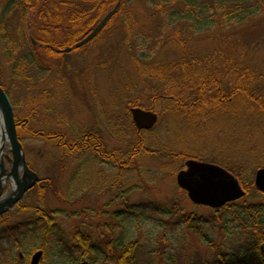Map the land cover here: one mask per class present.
Wrapping results in <instances>:
<instances>
[{"label": "rangeland", "instance_id": "obj_1", "mask_svg": "<svg viewBox=\"0 0 264 264\" xmlns=\"http://www.w3.org/2000/svg\"><path fill=\"white\" fill-rule=\"evenodd\" d=\"M126 8L94 42L50 55L37 40L41 23L37 14L25 10L24 17L18 0H0V84L16 119L27 118L31 131L60 132L70 141L96 132L104 150L120 153L125 162L140 139L147 150L120 171L119 181V170L103 164L92 151L65 155L53 142L19 133L27 161L41 178L21 204L56 213L62 229L50 238L40 264L64 260L58 238L70 244L77 226H88L94 243L100 245L98 227L106 223L119 239L140 241L137 264H194L210 259L212 249L201 236L173 224L178 218L168 219L159 212L161 207L171 210L176 201L184 212L209 214L180 189L177 174L186 169L187 160L194 159L230 169L240 182L254 184L256 172L264 168V111L247 101L246 93L219 107L206 98L217 93L212 91L204 97L208 105L182 115L169 109V100L159 98L166 93L163 82L154 76L162 69L171 78L180 77L183 71L174 70L175 63L185 58L194 66L190 73L187 68V74L198 71L207 80L218 78L225 95L238 85L264 104V13L239 27L191 36L185 26L160 30L151 0H134ZM33 54L38 56L26 59ZM177 94L189 105L197 90L182 86ZM135 107L157 112L153 130L138 133L130 113ZM7 151L5 145L3 153ZM125 206L139 211V218L130 224L113 215ZM23 218L34 219L31 211ZM19 222L11 219L4 226ZM23 230L16 231L15 238L11 234L0 239V264H30L43 237L28 233V227ZM207 232L217 244L228 240L220 231L207 228ZM90 257L94 264H113L93 252L87 259L90 264Z\"/></svg>", "mask_w": 264, "mask_h": 264}, {"label": "trees", "instance_id": "obj_2", "mask_svg": "<svg viewBox=\"0 0 264 264\" xmlns=\"http://www.w3.org/2000/svg\"><path fill=\"white\" fill-rule=\"evenodd\" d=\"M21 7L24 8L23 16L31 11L37 14L40 20V32L37 37L39 43L43 46L48 54H62V50L71 47L77 50L76 44L84 39L100 22V20L114 8L120 1L121 5L116 14L109 20L103 31L99 33L90 43L98 39L99 35L107 30L113 20L117 18L126 6L134 0H18ZM153 2V20H160L159 29L168 30L170 27L185 26L189 35L203 33L204 31H214L215 29H229L239 27L264 13V0H151ZM128 14L125 18L128 20ZM126 21V20H125ZM127 22V21H126ZM125 22V23H126ZM33 23L29 24V28ZM55 35L65 36L63 41H57ZM167 36V35H166ZM179 46L183 45L181 42ZM84 47V46H83ZM82 48V47H81ZM38 56H27L30 60ZM148 58V54H144ZM197 64V61H194ZM193 62V63H194ZM192 63V62H191ZM192 63V64H193ZM175 69L181 68L183 75L171 78L167 71L158 69L154 75L158 80L163 82V89L166 94L159 96L161 99L169 100V109L174 113L191 114L201 109L203 105L209 102H216L217 106H224L232 102L231 100L239 94H247V101L253 102L256 106L264 111V104L261 99L253 94H249L246 89L236 85L234 90L225 95L221 81L218 78L207 80L196 71L193 75L187 74V68L192 69L190 63L185 58L175 63ZM191 65V66H190ZM190 76V78H189ZM182 86H189L197 90L196 99L187 105L185 98L178 95ZM216 94L207 96L210 101H205L207 94ZM212 92V93H211ZM245 99V98H243ZM152 111V109H150ZM18 133L27 132L29 135L43 138L48 142L55 143L62 148L65 155H71L75 152L84 153L88 146L97 145L104 147L100 135L96 132H86L79 136L76 141H70L67 136L60 132H34L29 129V120L27 118L16 119ZM141 134V133H139ZM72 148V149H71ZM146 150L145 143L140 139L131 149L130 156L126 165L129 166L131 160L139 156ZM147 151V150H146ZM230 172H233L229 169ZM246 190V195L241 200L231 202L219 209H211L204 206L196 205L198 209L207 208L209 214L198 215L197 212H184L180 203L173 201V208L166 210L160 209L161 214L170 218H178L177 223L184 226L189 232H194L201 236L210 249L212 257L207 260H199L194 264H264V194L256 189L254 184L241 182ZM42 192L40 191V195ZM41 197H43L41 195ZM28 211L32 212V218H23ZM54 214V215H53ZM56 213L49 212L46 207L29 206L24 207L19 204L15 211H11L2 217L0 225L5 224L7 219H16L20 221L14 226L12 237L17 234L16 231L28 227V233H35L38 237H43V244L40 249L47 250L50 238L55 237L61 227L54 218ZM178 216V217H177ZM7 218V219H6ZM115 219H123L125 223H131L139 218V211L125 206V211L116 213ZM168 223V222H167ZM169 224V223H168ZM26 226V227H25ZM207 228L214 231H220L228 237L220 244L215 243L213 234L207 232ZM100 245L95 244L93 236L89 232L88 226H77L71 238L70 244H65V240L60 236L58 244L64 247L63 261L58 264H78L81 260L89 259L90 253L101 256V260L113 264H137V253L140 246L139 240H123L115 235V229L106 223L104 227H98ZM26 233V234H28ZM26 234H22L23 236ZM6 235V233L4 234ZM3 238H5V236ZM2 239V238H0ZM233 242V243H231ZM18 245L19 241L15 240ZM91 264L95 260L90 257Z\"/></svg>", "mask_w": 264, "mask_h": 264}, {"label": "water", "instance_id": "obj_3", "mask_svg": "<svg viewBox=\"0 0 264 264\" xmlns=\"http://www.w3.org/2000/svg\"><path fill=\"white\" fill-rule=\"evenodd\" d=\"M119 1L109 11L97 26L80 42L76 48H80L92 41L107 25L109 20L120 8ZM67 48L64 52H70ZM132 118L139 131L151 130L158 122V115L155 112L143 110L142 108L131 109ZM0 116L2 121L0 146V216L15 206L23 196L33 189L39 182V176L31 170L28 165L23 145L19 139L15 112L8 94L0 85ZM8 145V152L3 153V148ZM11 152V154H9ZM5 156L11 163L9 171L5 165ZM22 171V175L19 173ZM12 179L14 189L1 198L3 181ZM178 186L187 192L192 203L206 206L212 209H219L228 203L238 201L245 197L246 191L239 179L225 168L216 164L190 159L186 162V169L177 174ZM255 187L264 194V168L259 169L255 174ZM44 252H36L30 264H40ZM82 264H89L87 261Z\"/></svg>", "mask_w": 264, "mask_h": 264}, {"label": "flooded vegetation", "instance_id": "obj_4", "mask_svg": "<svg viewBox=\"0 0 264 264\" xmlns=\"http://www.w3.org/2000/svg\"><path fill=\"white\" fill-rule=\"evenodd\" d=\"M88 148L89 149H87L86 152L92 151V152L96 153L98 155V157L100 158V161H102L103 164H105L107 166H113V168H116V169L119 170V173H120L121 170L124 172L125 168L127 167L126 166V162L123 159H121L120 153H118V152H109V151L104 150V147L97 146V145H90V146H88ZM59 149H62V148L59 147ZM73 151L75 153V150H73ZM77 153H79V152H77ZM9 154H11V152H9ZM3 157L5 159L6 168L10 171L11 170V167H12L11 166V163H10V161H8V159L5 156H3ZM29 167H30V165H29ZM0 173H1V169H0ZM19 173L22 175V171L21 170H20ZM119 173H118L117 178L119 177L118 180L120 181V177H122V173H120V174ZM40 182H41V178L39 177V183ZM39 183L36 186H38ZM114 184H120V183L119 182H115ZM13 189H14V183H13V180L12 179L3 181V191H2L1 198L4 197L9 191H11ZM27 194H28V192L23 196V198L14 207H12L11 209H9L5 214L1 215L0 216V221H4V220H1V219H3L2 217H4L6 214L10 213L14 208H17L18 205L21 204V202L23 201L24 197ZM124 211H125V208L119 209L113 215H115L116 213L124 212ZM10 220H11L10 218L7 219V221H10ZM13 229H14L13 226H10V225L4 226V224H2V225H0V234L4 235L6 233V235H4V236H5V239H7L6 237L9 235V233L10 234L12 233ZM0 238H3V236L0 235ZM20 247H21V245H20ZM39 250H42V249H39ZM39 250H37V251H39ZM33 255H32V257H33ZM21 257H23V255H21Z\"/></svg>", "mask_w": 264, "mask_h": 264}, {"label": "bare ground", "instance_id": "obj_5", "mask_svg": "<svg viewBox=\"0 0 264 264\" xmlns=\"http://www.w3.org/2000/svg\"><path fill=\"white\" fill-rule=\"evenodd\" d=\"M1 129H2V121H1V116H0V133H1ZM2 138H1V135H0V146L2 144Z\"/></svg>", "mask_w": 264, "mask_h": 264}]
</instances>
